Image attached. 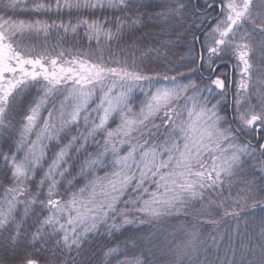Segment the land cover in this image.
<instances>
[{
    "label": "snow or ice",
    "instance_id": "6c2138e0",
    "mask_svg": "<svg viewBox=\"0 0 264 264\" xmlns=\"http://www.w3.org/2000/svg\"><path fill=\"white\" fill-rule=\"evenodd\" d=\"M0 264H264V0H0Z\"/></svg>",
    "mask_w": 264,
    "mask_h": 264
},
{
    "label": "trees",
    "instance_id": "16d2710c",
    "mask_svg": "<svg viewBox=\"0 0 264 264\" xmlns=\"http://www.w3.org/2000/svg\"><path fill=\"white\" fill-rule=\"evenodd\" d=\"M211 232H212V229H211V228H206V229L204 230V236L207 237L208 234L211 233Z\"/></svg>",
    "mask_w": 264,
    "mask_h": 264
}]
</instances>
